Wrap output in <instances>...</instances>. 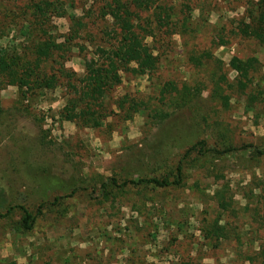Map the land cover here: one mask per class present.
<instances>
[{"label":"rangeland","instance_id":"1","mask_svg":"<svg viewBox=\"0 0 264 264\" xmlns=\"http://www.w3.org/2000/svg\"><path fill=\"white\" fill-rule=\"evenodd\" d=\"M34 1L0 0L10 55L32 60L30 46L46 37L60 44L22 85L13 63L0 75V264H260L264 45L237 33L256 0H157L137 11L155 67L119 69L120 81L96 96L81 79L84 60L102 62L98 47L116 43L104 0H43L51 12L24 36L19 20ZM201 51L210 57L199 65L189 56ZM232 56L254 58L243 90ZM36 74L45 80L32 83ZM179 163V184L136 183L174 179ZM22 207L36 217L29 230ZM216 219L226 237L204 235Z\"/></svg>","mask_w":264,"mask_h":264},{"label":"trees","instance_id":"2","mask_svg":"<svg viewBox=\"0 0 264 264\" xmlns=\"http://www.w3.org/2000/svg\"><path fill=\"white\" fill-rule=\"evenodd\" d=\"M156 2L157 0H104L103 4L98 7L99 13L101 15H109L113 19V24L116 26L114 28L116 32V43L109 49L98 47L100 55L104 56L102 62L99 63L98 60L94 58L84 60V68L86 72L84 77L81 79L85 82L84 87L86 88L84 94L90 93L92 96H96L102 91L101 89L104 86H109L119 82V69L145 73L155 67L156 56L153 55L152 49L144 41V38L147 36V34H140L134 28L135 20L137 19L136 16L138 14L137 11L158 7ZM252 3L251 9H249V11L245 14L247 21L240 22V24L237 26V33L244 37L254 38L260 44L264 45V0H256ZM50 12V1H34L32 4V11H28V13L26 12L27 15L21 17L22 19L19 20L22 23V34L25 36L26 33L31 30L30 26L34 25L35 28V25H39V22L41 23V18L47 17ZM3 18L6 19L7 15L3 14ZM42 30L44 29L42 28ZM2 32V27L0 26V39L5 35V33ZM59 46L60 44L56 43L54 38L46 37L38 47L37 44L30 46V51H28V53L36 54L34 55V58L30 60L28 57H26L27 55H10L8 47L0 44V75L5 74L6 68L13 63V66L16 69L13 80L16 83L18 82L20 85H22V82L25 83L31 78V75L34 74L31 72L30 68H38V63L43 59L42 57L46 56L51 48H59ZM207 57H210V53L208 51H201L199 54L194 53L190 54L189 56L192 61L199 65H201L203 60ZM253 59L254 58L241 59L237 56H232L229 59L230 67L236 71L237 86L238 88H241V90L246 87L247 82L251 77V71H254L255 64ZM132 62H134L136 66H131L130 64ZM20 68L21 70H27L29 68L31 74L27 73L23 76L22 73H18ZM23 77L26 79H23ZM52 79L53 77L49 79L51 81L48 86L54 85V79ZM38 80L45 79L42 75L36 74L35 79L32 80V83L39 82ZM196 89L197 87L194 88L195 92H197ZM188 94H192V91H188ZM212 95L220 98V100L223 99V103H227V97L223 94L221 87L217 82L214 83ZM69 101L71 100H67V104ZM70 109L68 106H66L65 112H61V115L64 114L63 117L66 119L73 118L75 113H71ZM198 144H200V147H203L204 141L200 140L198 141ZM194 146L195 145H193V147ZM181 170L182 165L179 163L176 167L177 177L174 179L153 176L149 178H140L136 181V183H153L155 186L179 184L181 181ZM112 181L115 183V178L112 177ZM123 182L126 184L127 182H134V180L129 179ZM215 195L218 199L219 205L225 207L226 199L223 190H216ZM57 199H59V196L54 197V200ZM22 208L24 209L23 216L21 218V229L29 230L36 217L34 214L32 215L28 210H26L25 207ZM41 209L42 208L38 210L42 212ZM262 215L264 216V206L262 207ZM202 231L204 232L205 236L211 238H221L227 236L225 225L220 224L218 219L202 228ZM260 264H264V257L262 258Z\"/></svg>","mask_w":264,"mask_h":264}]
</instances>
